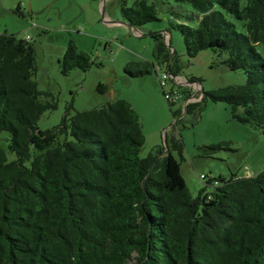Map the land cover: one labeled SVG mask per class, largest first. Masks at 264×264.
<instances>
[{"label":"trees","instance_id":"trees-1","mask_svg":"<svg viewBox=\"0 0 264 264\" xmlns=\"http://www.w3.org/2000/svg\"><path fill=\"white\" fill-rule=\"evenodd\" d=\"M174 1L199 14L196 27L170 25L180 33L187 57L210 49L217 66L242 70L246 79L202 91L185 108L173 110L175 103L166 99L174 120L166 134L168 150L158 144L145 157L142 123L124 99L67 112L59 125L39 130L40 116L57 108V97L37 87L33 43L0 34V133H7L16 156L8 161L0 147V264H264V169L250 177H209L206 184L214 190L193 197L172 154L184 158L180 128L196 124L206 101L226 103L232 119L264 136V55L256 49L264 46V0ZM118 4L121 19L134 28L158 20L147 0ZM217 7L243 21L246 33ZM150 36L153 61H130L125 74L163 70L182 76L171 43L160 32ZM93 64L72 40L59 59L65 75ZM171 89L182 93V103L193 95L192 86ZM183 112L191 117L188 125ZM202 149L209 156L230 149V142Z\"/></svg>","mask_w":264,"mask_h":264},{"label":"rangeland","instance_id":"rangeland-1","mask_svg":"<svg viewBox=\"0 0 264 264\" xmlns=\"http://www.w3.org/2000/svg\"><path fill=\"white\" fill-rule=\"evenodd\" d=\"M118 2L0 0V34H14L22 39L29 37L35 50L34 80L37 87L57 97V108L40 116L37 122L39 130L45 131L59 125L67 112L72 115L76 111L90 110L115 99H124L131 104L142 123L145 144L140 156L145 157L155 145L163 144L164 132L171 134L170 126L174 122L155 73L129 77L124 72V66L130 61H153L151 32L170 33L171 48L179 55L183 65L182 76L201 79V90L193 88L198 91L199 99L202 91L242 85L246 78L242 70L231 71L217 66V56L210 49L198 52L193 58L187 57L180 33L170 29V25L178 22L196 27L199 14L190 5L174 0H147L155 5L158 20L137 28L141 33L138 35L123 26L109 27L104 22L103 13L109 14L112 20L122 21ZM134 2L127 0L128 6ZM244 3L245 0H241V4ZM217 10L222 11L239 32L246 33L243 21L236 20L219 7ZM172 12L182 16L175 18ZM70 40L95 61L86 72L80 69H72L66 75L61 72L59 59ZM256 49L264 55L262 44H257ZM99 84H103L105 89L99 90ZM173 86L168 81L164 89L169 91ZM195 87L198 88V85ZM71 104L72 108H68ZM183 104L175 103L172 109L177 110ZM184 117L188 125L191 117ZM179 134L184 142V158L181 160L176 152L172 154L180 161L181 175L193 197L214 190V184H206L209 177H250L264 169V136L250 125L232 119L230 108L224 102L206 101L196 124L181 127ZM7 139V133L1 132L0 147L5 150L8 161H12L16 156L9 151ZM220 141H229L230 149L218 150L209 156L205 154L203 145Z\"/></svg>","mask_w":264,"mask_h":264},{"label":"crops","instance_id":"crops-1","mask_svg":"<svg viewBox=\"0 0 264 264\" xmlns=\"http://www.w3.org/2000/svg\"><path fill=\"white\" fill-rule=\"evenodd\" d=\"M112 17L109 15V14H105V17L103 18V20H104V22L109 26V27H114V26H116V25H119V26H123L124 28H127L128 30H130L129 32H131V31H133V32H135L136 34H138V35H141V33H140V31H138V30H136L135 28L134 29H132V28H129V27H127L125 24H123V23H121V22H119V21H117V20H112L111 19ZM163 35H164V39L166 40V41H168V42H170L171 43V39H170V33L168 32V31H166V32H164L163 33ZM149 61V60H148ZM155 76H157L156 74H155ZM181 79H183V80H187L186 79V77H184V76H179V78H176V81H173L172 83L174 84V85H181L180 83H181ZM198 84H200L199 82H197ZM182 86H187V85H182ZM172 88V87H171ZM192 89H193V87H192ZM201 90V86H198V88L196 87L195 88V90ZM191 98H194L195 100H199V96H198V91L196 92V91H194L193 90V95H192V97ZM164 135H165V132H164Z\"/></svg>","mask_w":264,"mask_h":264},{"label":"built area","instance_id":"built-area-1","mask_svg":"<svg viewBox=\"0 0 264 264\" xmlns=\"http://www.w3.org/2000/svg\"><path fill=\"white\" fill-rule=\"evenodd\" d=\"M28 38L29 37H26V39ZM157 77H158L159 84L162 87H164L167 84V82L173 78L168 72L163 71V70L159 71V73L157 74ZM173 79L176 81V78H173ZM165 98L168 101L173 102V103H181L183 95L179 90L171 89L169 91H166ZM191 99L192 98L188 99L187 101Z\"/></svg>","mask_w":264,"mask_h":264},{"label":"water","instance_id":"water-1","mask_svg":"<svg viewBox=\"0 0 264 264\" xmlns=\"http://www.w3.org/2000/svg\"><path fill=\"white\" fill-rule=\"evenodd\" d=\"M104 17H105V13H103V18H104ZM121 22L124 23L127 27L134 29V27L131 26L128 22H126V21H124V20H122ZM135 29H137V28H135ZM164 41H165L166 45L169 47V46H170V44H169L170 42L166 41L165 39H164ZM171 50H173V49L171 48ZM173 78H179V76H177V77H173ZM181 80H182L181 83H180L181 85L192 86L193 88H196V87H195L196 85L200 86V84H198L197 82H193V83H192V82H189L188 80H183V79H181ZM189 101H195V99L192 98V99L189 100ZM189 101H186V102L183 104V108H185L186 104H187ZM184 114H185V113L183 112L182 116H183ZM163 144H164V146H165V149L168 150L167 138H166V132H165V135H164V141H163Z\"/></svg>","mask_w":264,"mask_h":264}]
</instances>
